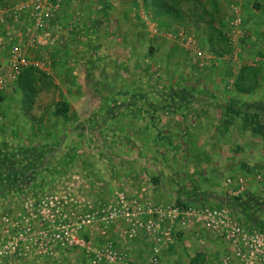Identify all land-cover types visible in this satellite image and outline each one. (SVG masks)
<instances>
[{"label": "rangeland", "instance_id": "1", "mask_svg": "<svg viewBox=\"0 0 264 264\" xmlns=\"http://www.w3.org/2000/svg\"><path fill=\"white\" fill-rule=\"evenodd\" d=\"M20 1L0 0V4ZM213 1L217 4L220 0ZM151 2L154 8L174 10L177 22L184 21L185 27L172 29V40L157 42V46L137 41V60L123 62L121 87L109 92L106 86L104 93L88 94L91 101L104 103L105 108L84 111L91 124L80 129L86 130L87 138H76L77 133L68 126L78 114L66 113V101L81 95H68L54 84L44 66L49 62V50H32L34 64L8 78V92H0V264H91L93 258L83 248L68 249L60 242L52 249L53 227L60 229L68 219L87 211H101L122 190L159 202L220 204L222 198L212 196L217 193L212 187L231 179L232 190L245 187L242 196H235L234 208L251 223L264 225V167H255L252 161L257 153L254 141L248 142L246 159L253 165L246 178L223 169L199 174L196 167H210L216 161L211 156L217 152L224 167L231 162L240 164L246 154L233 150L240 148L243 136L234 133L237 139L227 141L224 125L215 129L203 124L197 131L195 126L173 120L180 110L167 109L184 101L224 103L229 107L224 117L247 121L242 129L251 136L259 134L264 151V84L260 81L264 80V24L252 28L264 19V0L242 2V9L246 6L249 10L246 15L233 7L228 21L235 27L233 36L223 32L225 22L218 11L209 9L211 0ZM8 12L0 25L6 53L27 25V19L17 22L18 18ZM133 16L144 19L140 13ZM6 24L14 30L7 29ZM194 26L197 29L192 30ZM66 64L59 69L62 75ZM218 115L212 111L209 117ZM193 131L198 136H191ZM229 198L228 190L223 200ZM21 227L26 232L15 238L17 248L10 252L5 246L8 234ZM86 236L93 248L115 242L116 248L127 249L140 264L150 256L143 249L134 254L135 242L116 224L106 228L93 224ZM200 239L199 244L187 249L181 243L171 244L168 254L179 264H188L191 258L192 264H204V251L211 254L212 245L206 243L209 237L201 235ZM100 264L108 263L103 260Z\"/></svg>", "mask_w": 264, "mask_h": 264}, {"label": "crops", "instance_id": "2", "mask_svg": "<svg viewBox=\"0 0 264 264\" xmlns=\"http://www.w3.org/2000/svg\"><path fill=\"white\" fill-rule=\"evenodd\" d=\"M32 1L33 0H22L13 5L0 4V9L7 12L10 11L11 15L18 18L17 20L15 19L17 22L20 20L21 23V19H27L26 24L29 26L33 23L32 17H29L28 14L32 7L26 9L25 5L31 4ZM129 1L50 0L54 6L58 3L59 9L49 24H47L44 27V30L41 31L40 36H38L43 43L38 44L29 50L30 53L32 50L34 51L37 49L41 51L49 50L46 55V59H48L49 62L48 64L45 63L44 66L48 69V73L51 74L50 78L53 79L54 84L60 86V89L63 88L68 95L70 94L68 92L73 94L75 93L76 97L81 95V98H74V100L69 99L66 101L68 106L66 113L68 114L71 112L76 114L77 112L78 114L77 117H75L76 119L72 120L70 125H68L73 134L77 133L76 138H87V134L85 132L86 130L80 129V127L83 128L84 126L91 124L90 120L85 117L86 114L84 111L87 109L92 110L95 107H97L98 110H103L105 108L104 103H95V101H91L89 96L92 95L93 92H96L98 95L102 92L104 93L107 87L109 92H114L116 90L115 88L121 87V70L123 68V62L137 60L134 53L137 41L141 40L144 42L145 46L148 47L157 46V42L160 43L166 40H172L175 34L174 32H170L172 29L185 27L184 21L177 22L179 21V17L172 9L165 7L154 8V3L151 2L152 4H150L149 0H142L141 4L136 3L135 0ZM231 1L226 0L227 3L220 4V0L219 3L216 4L213 0H211V3H208V7L214 12L215 10L218 11L221 16L220 19L225 22V24H223V29L219 26L220 29L233 36L235 27L233 24L229 25L228 23L233 7H236L241 15H246V11L249 12V10L248 7L245 6V8L242 9L241 6L242 2L246 3V0H239V2H237V0ZM137 13H140L144 19L139 20L137 17L135 18L133 15H137ZM63 19L65 20L64 24H62ZM261 20H263V22H261ZM261 20L257 26L253 24L252 28H262L260 24H264V19L262 18ZM9 25L10 24H6L7 29L11 28L14 30V27ZM188 28L190 29V27ZM195 29H197V26L192 28V30ZM25 30L23 32H25ZM45 30L47 31V34L45 33ZM167 30L169 32H167ZM20 35H22V33ZM50 37L55 39L53 44H48L47 42V39ZM181 39L184 41V37H181ZM0 45L2 46L1 55L5 58V48L7 46L5 36L0 35ZM30 53L29 66L34 64L33 56ZM65 63H67V70L62 75L60 74L59 69H63L62 65ZM70 63H72V67L68 68ZM262 65L264 67V63ZM232 74L235 75L234 73ZM68 78H72V80H68ZM260 81L264 84V80L260 79ZM7 82L5 83V86H0L1 93L8 92ZM70 89H72V91ZM192 90L193 93L196 92V89ZM225 106L226 105L224 103L218 104L197 100L193 102L184 101L176 106H172L171 109H167L168 111L180 110L181 114L178 115L179 117H173V120H181L188 126H195L197 131L199 129V125L203 124L213 126L215 129H218L221 125L227 126L228 131L225 135V139H227V141L237 139V137L233 135L234 133L238 135L242 134V139H239L242 140L240 145V148H242L240 149L239 147H236L234 150L232 149L237 154H246L244 155L245 157L241 159L242 161L240 164L237 163L235 165L231 162L229 163L230 165H226V167H224L220 161V158L222 157L217 152L215 155L211 156V158H215L216 161H214L210 167L204 166L205 164H201L196 167L195 172L199 174L216 173L219 169H223L227 173H230V175L236 173L240 174L241 177L246 178L247 175H249V167L253 165V162H255V167H264L263 146L261 144L259 145V142H261L262 139L257 133H254V135L251 136L247 131L242 129V127L247 124V121L241 120L237 117L235 118V116L231 115H228L227 118L224 117V111L229 109V107ZM189 110H192L193 113H189L187 115L186 111ZM212 111H217L219 113L218 117L215 119L209 117L210 112ZM97 122L100 126V120ZM238 127H241V129ZM192 134L198 136V132L196 131H193L191 136H193ZM219 138L222 141H226L222 137ZM250 139L254 141L255 145H257V153L255 152V155L251 157L254 159H252L253 162L247 161L246 159L249 155L247 153L249 152L247 151V147ZM165 140L170 141V139L167 138ZM207 168H209V170ZM233 184L234 183L229 184L225 180L222 182L221 186H213V190L218 194L211 193L212 196L213 194H216L215 196H221L220 199L222 198L223 200L224 196H226V192L234 187ZM111 196L112 195H109V198ZM103 197L101 198L102 200ZM201 199L204 198L200 197V200ZM242 215L244 216L245 214ZM200 240L201 239L198 238L197 235H192L190 238L185 239V242L181 244L185 247L184 249H187L188 246L192 247V245L199 244ZM132 241L135 242L133 250L134 254L135 251L140 252L142 249L143 251L145 250L144 253H147V251L149 252V247L145 240ZM165 255L171 257L168 254V251ZM192 262L193 260L191 258L189 259L188 264H192Z\"/></svg>", "mask_w": 264, "mask_h": 264}, {"label": "built area", "instance_id": "3", "mask_svg": "<svg viewBox=\"0 0 264 264\" xmlns=\"http://www.w3.org/2000/svg\"><path fill=\"white\" fill-rule=\"evenodd\" d=\"M29 7H32L28 14L33 23L26 26L25 32L11 45L5 58L1 55L0 45L1 87L8 78L16 77L30 65L29 50L43 43L38 36L55 16L59 4L54 6L50 0H33L25 5L26 9ZM7 15V11L0 9V24ZM54 40L50 37L47 42L53 44ZM228 183L231 184L232 180L229 179ZM232 189L229 190L230 198L220 204L159 202L122 190L114 194L110 204L101 211L90 210L76 219H68L60 229L54 225L50 235L51 248L60 242L68 249L83 248L86 254L92 256L91 264H100L103 260L108 264H140L127 249L116 248L115 242L93 248L87 240L86 230L89 226L99 224L106 228L116 224L131 240L146 241L150 256L143 264H179L176 259L166 256L165 252L169 245L184 243L192 235L209 237L206 243L212 245V253L202 250L206 254L204 264H264V225L251 223L234 208V198L242 196L244 185L241 189ZM24 229L21 227L12 234L9 232L5 246L10 252L16 250L15 238L26 232Z\"/></svg>", "mask_w": 264, "mask_h": 264}]
</instances>
